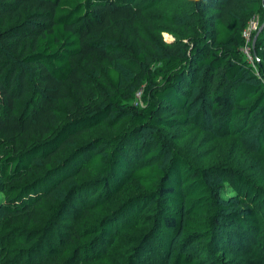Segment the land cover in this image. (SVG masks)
I'll return each mask as SVG.
<instances>
[{"label":"trees","instance_id":"trees-1","mask_svg":"<svg viewBox=\"0 0 264 264\" xmlns=\"http://www.w3.org/2000/svg\"><path fill=\"white\" fill-rule=\"evenodd\" d=\"M162 1L0 0V264H264V25L255 65L241 54L264 0L164 8L159 26L183 32L150 43L155 72L132 51L138 83L121 82L120 32ZM123 117L114 137L72 144ZM207 118L251 138L260 173L198 165L162 133H208Z\"/></svg>","mask_w":264,"mask_h":264},{"label":"rangeland","instance_id":"rangeland-1","mask_svg":"<svg viewBox=\"0 0 264 264\" xmlns=\"http://www.w3.org/2000/svg\"><path fill=\"white\" fill-rule=\"evenodd\" d=\"M183 3L185 5L184 7L192 8L191 0H183ZM183 3L181 0H175L174 2H171L170 0H163L161 8L155 6L149 10H144L143 20L141 18L136 19L134 26L136 34H133L132 31H128L127 28L120 32L122 38L119 42H121L123 46L117 60L120 61L118 62L119 64L123 63L124 65V72L121 74V82L125 81L126 83H132L133 85L138 83L137 77H140V65L132 55V51L136 49L143 51L148 57V68L151 72L156 71L157 67L160 65L158 61L160 54L156 53V50L151 49L150 43L157 40L158 37H160L163 42L169 43L174 39L176 34L183 32L181 24L160 27L159 24L161 25V19L158 14L164 8L173 5L174 8H177H173L174 10L172 9L170 11L176 12L180 10ZM242 8L243 6L241 9ZM263 25L264 9L260 7V11H253L248 15L246 25L242 30L247 34L245 35L247 46L241 49V54L250 65H255V60L252 54L253 48L251 45H253L254 38L258 35ZM140 37L143 39L144 43L141 41ZM100 67L102 69L105 68V62L103 60L101 61ZM89 69L92 68L90 67ZM98 70L99 69L96 68L97 72ZM102 73L96 78L88 76L86 86H90L93 89L92 91L97 90L100 87H105L106 83ZM159 79L160 76L154 77L155 81H159ZM139 83V89H137L133 95L132 104L141 106L142 102L140 100V93L143 82L141 81ZM59 106L60 108H64L62 104ZM206 112L207 110H205V115H208ZM164 115H166V113H164ZM194 123L197 124L196 122ZM195 124L179 125L175 128L165 129L162 133L166 137V140L174 146V148H177L182 153L190 156L198 165L207 166L210 164H217L230 167L231 169H243L247 171L248 174L260 173L262 170L263 159L255 155V144L251 142V138L245 137L236 139L232 136L222 137L213 130L215 129V122L210 121V118H207L205 120V124L201 127L206 130L208 129V133L204 130L198 129ZM129 126L130 124L128 118L123 117L118 120L116 125L113 127L98 125L90 130L80 132L79 134L73 136L72 144H83L94 136L106 138L114 137L119 131L128 129ZM65 152H67V150H65ZM65 152H60L54 160H59Z\"/></svg>","mask_w":264,"mask_h":264},{"label":"built area","instance_id":"built-area-1","mask_svg":"<svg viewBox=\"0 0 264 264\" xmlns=\"http://www.w3.org/2000/svg\"><path fill=\"white\" fill-rule=\"evenodd\" d=\"M245 35H247L246 32H243V31H242V36L245 38V42L247 43ZM246 46H247V44L244 45V47H242L241 49L245 48ZM247 58H248V57H247ZM248 59H249V58H248Z\"/></svg>","mask_w":264,"mask_h":264}]
</instances>
